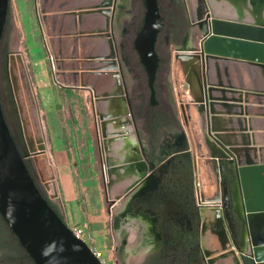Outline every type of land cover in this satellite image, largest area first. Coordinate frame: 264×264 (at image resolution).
I'll use <instances>...</instances> for the list:
<instances>
[{
  "label": "water",
  "instance_id": "obj_1",
  "mask_svg": "<svg viewBox=\"0 0 264 264\" xmlns=\"http://www.w3.org/2000/svg\"><path fill=\"white\" fill-rule=\"evenodd\" d=\"M184 1L200 42L193 50L180 49L178 54L199 55L204 102L200 108L204 106L206 134L230 158L225 163L212 155L220 165V213L233 241L218 222L221 249H208L206 263L242 264L241 257H247L254 264H264V0ZM8 4L9 0H0V42ZM114 4L113 11L109 8ZM144 4L134 48L153 92L159 63L155 44L164 20L157 0H144ZM35 7L55 58L67 47L75 51L78 44L81 57L87 58L83 66L90 73L82 80L69 79L64 73H56L55 80L66 88L93 89L105 203L112 207L125 202L146 175L147 166L137 142L114 39L117 0H35ZM54 36L56 40L50 39ZM56 66L62 71L72 69L67 64ZM7 71L26 153L18 150L0 101V217L34 264H101L50 206L25 164V156L44 154L46 145L20 54L9 55ZM252 100L257 101L255 108ZM252 110L260 116H251ZM224 172L229 175L225 181ZM236 195L240 213L235 211Z\"/></svg>",
  "mask_w": 264,
  "mask_h": 264
},
{
  "label": "rangeland",
  "instance_id": "obj_2",
  "mask_svg": "<svg viewBox=\"0 0 264 264\" xmlns=\"http://www.w3.org/2000/svg\"><path fill=\"white\" fill-rule=\"evenodd\" d=\"M157 2L164 25L155 44V51L160 62L155 77L156 83L164 84L170 91L173 110L188 136L196 183V200L204 206L202 213V220L204 221L207 216L213 215L217 211L220 213L221 210L220 174L215 169L218 164L215 157L206 148L205 138L207 134L203 135L204 130L201 132L196 117L201 105L204 104L203 95L200 100H189L190 90L187 83L183 77L177 76L175 78L172 72V63L183 58L178 54L180 49L174 45V43H179V37L174 36L177 25L176 17H179L180 20H189L188 10L184 0H157ZM175 3L181 4L176 15L174 13L176 11V9L174 10ZM144 13V0H117L114 39L121 67L123 65L122 72L125 83L128 87H132L134 83H140L141 87L144 88L147 86L146 72L134 48V40L143 24ZM47 41V38L43 36L37 17L35 0H9L7 19L0 42V101L8 127L19 142L21 153L25 155L21 125L7 71L9 55L18 53L24 63L46 145L44 154L34 158L25 156V161L28 162L33 177L43 193L45 191L40 184L37 167L42 165L41 163H47V165L43 164L40 167L46 169L52 167L51 151L47 142L49 128L56 130L65 139L70 161L83 169L85 176L98 177L101 167L98 159L96 118L92 99L94 91L91 87L86 89L66 88L56 83L55 74L58 71L54 68ZM15 42L17 47L13 49L12 46ZM197 42L199 45L200 38ZM46 73H48L47 77ZM79 73L82 74L83 72ZM200 75L201 71L199 73V88L202 89V77ZM75 79L80 81L83 79V75ZM224 176L229 178L227 172H224ZM217 182L218 190L216 193L212 197L206 198L207 187L211 184L215 185ZM101 192L104 200V189ZM99 201L98 195H96L89 202V215L91 217L96 218L99 215ZM108 204L104 203V212L100 216V223L95 225L94 222L93 224L88 222L85 226L84 242L93 252L101 253L103 264H141L140 254L133 255L131 249L133 252L142 251L141 249H146L149 244L146 241L140 243L139 239V242L129 246L127 244L130 236L128 224L132 219L123 214L122 207L125 208L126 203L119 201L112 207ZM95 207H97V212H95ZM220 214L221 225L230 239L226 222L222 213ZM118 220L121 226L118 225ZM134 221L137 223V220ZM0 222H3L1 217ZM135 226L139 227V225ZM6 230L9 233L7 239L9 243L4 246L5 250L15 243L22 253L21 255L28 261L27 254L19 246L15 236L9 232L7 227ZM138 234L140 237V229ZM16 252L18 251L13 253L14 255L17 254L13 261L15 264H24L21 255ZM29 263L31 264V261Z\"/></svg>",
  "mask_w": 264,
  "mask_h": 264
},
{
  "label": "flooded vegetation",
  "instance_id": "obj_3",
  "mask_svg": "<svg viewBox=\"0 0 264 264\" xmlns=\"http://www.w3.org/2000/svg\"><path fill=\"white\" fill-rule=\"evenodd\" d=\"M179 7L181 4L175 3V15ZM176 21L174 36L179 37V43L174 45L177 49H188L194 37L192 25L189 20L179 17ZM121 69L123 71V65ZM125 87L137 142L147 166L142 181L130 190L123 214L137 220L140 243L146 241L149 245L142 251L131 249V252L140 254L141 264H207L205 253L208 249L202 230L204 206L196 200L190 143L173 110L170 91L164 84L156 83V78L153 92L148 84L144 88L140 83H134L132 87L125 83ZM12 137L21 153L19 142ZM25 164L33 176L28 162ZM223 180L228 179L223 175ZM4 224V221L0 222V264H15L13 259L17 254L13 253H22L15 243L5 250L9 233ZM234 224L237 232L238 221ZM118 225L121 226L119 220ZM226 227L229 231L227 223ZM229 233L230 239L225 234L232 243L234 235ZM27 258L28 261L21 255L24 264H30L29 261L34 264L29 256ZM241 260L242 264H254L247 257H241Z\"/></svg>",
  "mask_w": 264,
  "mask_h": 264
},
{
  "label": "crops",
  "instance_id": "obj_4",
  "mask_svg": "<svg viewBox=\"0 0 264 264\" xmlns=\"http://www.w3.org/2000/svg\"><path fill=\"white\" fill-rule=\"evenodd\" d=\"M47 76L48 73H46ZM88 94H90L89 91ZM255 103H257L256 100L251 101L253 108H255ZM242 107H244V104H242ZM241 115H245L244 110ZM250 115L255 118L259 117L260 113L258 110H252ZM248 128L249 125H247ZM47 142L51 151L52 167L50 166L47 169L40 167L44 163H41L42 165L37 167L38 178L47 199L70 229L87 226L88 222L92 224L94 222L95 225L100 223V216L104 212L105 203L101 192L104 189L101 167L99 168L98 177L92 176L91 178L90 175L85 176L84 170L79 168L76 163L70 161L69 153L66 150L65 139L62 138L60 133L49 128ZM98 159L100 162L99 152ZM44 165L46 166L47 163ZM217 190L218 182L215 185H209L205 197H212ZM96 195H98L100 200V209L98 210L99 215L95 218L89 215V202ZM95 209V212H97V207Z\"/></svg>",
  "mask_w": 264,
  "mask_h": 264
},
{
  "label": "bare ground",
  "instance_id": "obj_5",
  "mask_svg": "<svg viewBox=\"0 0 264 264\" xmlns=\"http://www.w3.org/2000/svg\"><path fill=\"white\" fill-rule=\"evenodd\" d=\"M109 9H113V11H114L115 4H114V6L110 7ZM194 31L196 32V35H194V37L191 38L190 46L188 48L189 50H193L194 48L198 47L197 41L200 38L199 37L200 34L197 32V30H194ZM15 38H16V36H15ZM51 38L56 40L57 37L54 36V37H50V39ZM47 40H48V38H47ZM47 43H48V46L50 49V55H51L52 62L54 64V68L58 71V73H64V74L68 75L70 78H72L73 80H74V78H78L81 75L90 73V71L84 69V66H83L85 63L84 61H86L87 58L81 57L82 51H81L79 44L75 46V49H76L75 51L73 50V48L69 49V47H67L65 49V52H61V56L55 58L53 56L51 47L49 45V40L47 41ZM16 47H17V43L15 42L14 46H12V48L15 49ZM116 57H117V55H116ZM181 57H183V58L176 60L172 63L173 75L175 76V78H177V76L178 77L180 76L179 78L183 77V80L185 81V83H187L189 90H190L189 100L190 99H191V101L192 100L195 101V99L200 100V97H202V89L199 88V81H200L199 80V73L201 71L200 57H199V55L196 56L192 53L182 54ZM56 63H61L64 65L67 64L68 67H72V69L69 71L59 70V69H57ZM79 72H83V73L81 74ZM72 75H76V77H73ZM196 117H197V120L199 121L201 132H203V130H204L203 135H205L206 130H205L204 106H202V108L199 109V111L196 114ZM205 139H206V148L210 153H212V155L215 153V157H217L218 159H221L225 163H227L230 160V158L218 146H216L208 136H206ZM219 167H220V165L218 164L215 169L218 170ZM210 191H211V189H210ZM235 203H236V210L235 211L237 213H240V209H239L240 201H239L238 195H236ZM125 208L122 207V210L124 211ZM119 209H120V207H119ZM218 222L220 224L221 214L217 211L213 215L207 216V218L203 221V224H202V230H203L204 239H205V246L207 247V249H209L211 251L221 249L220 243H219L218 238H217L218 227H219ZM135 225L138 226V224L133 219L130 221V224H128V230L130 231V236H129V240H128L129 246H132L135 243L139 242V234L138 233H139L140 228L136 227Z\"/></svg>",
  "mask_w": 264,
  "mask_h": 264
},
{
  "label": "built area",
  "instance_id": "obj_6",
  "mask_svg": "<svg viewBox=\"0 0 264 264\" xmlns=\"http://www.w3.org/2000/svg\"><path fill=\"white\" fill-rule=\"evenodd\" d=\"M85 226H82V227H74V228L71 229L72 232L74 233V235L78 239H80L82 241H84L83 240V237H84V234H85ZM93 254L101 262V264H103L102 257H101V253H99V252H93Z\"/></svg>",
  "mask_w": 264,
  "mask_h": 264
},
{
  "label": "trees",
  "instance_id": "obj_7",
  "mask_svg": "<svg viewBox=\"0 0 264 264\" xmlns=\"http://www.w3.org/2000/svg\"><path fill=\"white\" fill-rule=\"evenodd\" d=\"M2 37H3V34H2ZM2 40V39H1ZM27 166V165H26ZM28 168V167H27ZM29 169V168H28ZM30 171V170H29ZM33 177V176H32ZM34 181H35V183H36V185H37V187H38V189H39V186H38V184H37V182H36V180L34 179ZM40 190V192L42 193V195L44 196V198L48 201V203L50 204V206L55 210V208H54V206L51 204V202L47 199V197H46V195L41 191V189H39ZM56 211V210H55ZM61 217V216H60Z\"/></svg>",
  "mask_w": 264,
  "mask_h": 264
}]
</instances>
